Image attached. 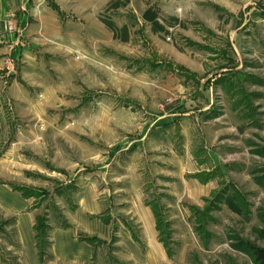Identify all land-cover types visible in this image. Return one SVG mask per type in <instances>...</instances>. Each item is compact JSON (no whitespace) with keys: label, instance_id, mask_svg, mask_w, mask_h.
<instances>
[{"label":"rangeland","instance_id":"1","mask_svg":"<svg viewBox=\"0 0 264 264\" xmlns=\"http://www.w3.org/2000/svg\"><path fill=\"white\" fill-rule=\"evenodd\" d=\"M29 4L2 66L0 264H72L58 229L91 239L74 264H264V0Z\"/></svg>","mask_w":264,"mask_h":264},{"label":"crops","instance_id":"2","mask_svg":"<svg viewBox=\"0 0 264 264\" xmlns=\"http://www.w3.org/2000/svg\"><path fill=\"white\" fill-rule=\"evenodd\" d=\"M29 5V0H0V95L5 92L9 85H12V81L9 82L10 78H5L3 75L2 60L8 53L15 55L14 53L21 49L16 47L17 50L14 52L12 48V46L15 47L14 43H16L17 40H20V43H22V41L24 42V40L28 41L27 43L32 41L30 20L27 19L29 14L26 13V9H28ZM7 24L13 25L15 33L9 34L5 32ZM25 50L26 48L23 46L22 53L19 57L20 61L25 56ZM15 56L17 57V55ZM11 191L12 187H10V190H8L6 194L12 197V205L18 207L19 211H22L21 216L17 217L16 223L20 230V234L27 244L25 252H27L29 258L32 260H38L37 252L33 248V237L31 236L34 225L33 221L38 215L34 209H32L31 212L25 213L24 202L28 200L29 197L27 199L22 195L18 197L17 195L12 196L13 193L17 194V192L13 190L14 192L12 191V193ZM147 219L148 218H146V220ZM50 236L51 244L49 251L54 260L74 264L88 261L90 258L92 253L91 245L86 241L87 239L78 240L75 231L68 229L52 230Z\"/></svg>","mask_w":264,"mask_h":264},{"label":"built area","instance_id":"3","mask_svg":"<svg viewBox=\"0 0 264 264\" xmlns=\"http://www.w3.org/2000/svg\"><path fill=\"white\" fill-rule=\"evenodd\" d=\"M5 32L6 33H15V29L13 27V25L11 24H7L6 28H5ZM14 46L17 47V48H22V43H20L18 40L16 41V43H14ZM3 65H4V69L5 70H8L9 68L13 67L14 66V61L11 57H6L4 58V60L2 61Z\"/></svg>","mask_w":264,"mask_h":264},{"label":"trees","instance_id":"4","mask_svg":"<svg viewBox=\"0 0 264 264\" xmlns=\"http://www.w3.org/2000/svg\"><path fill=\"white\" fill-rule=\"evenodd\" d=\"M13 189H17V188L13 187ZM262 236H264V232H262ZM88 240H91V239L87 238L86 241H88ZM39 248H40V246H39ZM38 251H39V255L41 256L42 251H40V249ZM252 255L254 258H256V259L262 261V263H264V252L263 251H254V253H252Z\"/></svg>","mask_w":264,"mask_h":264}]
</instances>
